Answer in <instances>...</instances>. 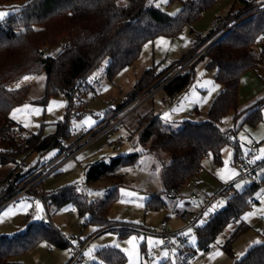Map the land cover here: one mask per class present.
<instances>
[{
  "label": "rangeland",
  "instance_id": "374dc122",
  "mask_svg": "<svg viewBox=\"0 0 264 264\" xmlns=\"http://www.w3.org/2000/svg\"><path fill=\"white\" fill-rule=\"evenodd\" d=\"M120 1L125 2L126 0ZM152 1L170 14H176L182 5L181 0ZM250 1L258 5L263 2V0ZM22 4L23 2L2 3L0 12H7L10 15ZM244 4L245 0H217L206 8L199 18L185 25L178 35L171 37L167 34H160L147 40L136 60L120 69L114 76L108 75L109 57L104 58L89 77L91 79L97 76V79L92 82V87L86 93L78 94L73 99L69 123L70 128L76 132L84 129L88 133L100 126L105 121L103 119L109 110L115 109L128 99L146 69L154 68L157 73H165L153 84L154 87L151 91L139 95L141 99L139 107L127 115L116 128L81 148L57 171L45 176L40 185L33 184L28 193L20 194L15 191L16 188H13L3 195L0 198V203L15 194L18 195V198L10 200L0 209V236L23 231L30 221L44 219L59 229L69 242H78L79 239L89 236L86 241L87 249L83 264L101 262L97 258V252L105 246L116 247L125 255L124 262L114 264H160L164 260H167L168 263H176L183 261L185 254L192 251L195 252L194 255L198 262L192 263L189 258L188 264H232L235 255L232 257L228 254L222 245L237 226V222L228 224L219 233L209 250H203L198 246V237L194 228L188 230L190 238L187 240V248L182 253L183 255L173 249H161V243L156 246L148 243L149 240L162 241L159 232L163 221L168 223L170 229L183 226L186 221L178 211L181 206L176 203L175 198L161 195L163 203H159L158 193L164 188L162 167L170 161V153L164 149L150 150L152 141L141 142L139 138L141 130L138 131L137 127L139 123L145 121V124H142L144 127L149 121L145 115L154 113L164 120L165 129H176L181 126L184 120L201 122L209 118L210 106L223 85L216 80L217 68L209 66L207 57L199 59L192 67L183 70V73L192 70V80L187 88L170 95L164 87H157L163 84L171 73L175 75L186 57L194 53L198 47L195 45L196 41L217 28L205 40L209 41L218 29L226 25H233L234 21L237 24L247 18L249 15L239 19L248 10L244 8ZM230 14H233L231 19L217 27L214 21L217 19L220 24ZM262 40L260 39L256 45L258 50L262 48ZM61 50V45H58L50 52L56 55ZM27 77L30 78L29 80L32 79L27 83L29 85L27 97L24 102L12 109L10 115L27 134L41 133L44 136H50L55 133L57 122L66 117L68 97L65 93H59L49 97L47 103H43L41 99L45 95L46 73L43 72L35 78ZM23 78L13 83L12 86L29 81H25ZM213 86L216 90L209 95V89ZM238 99V112L230 111L219 122L223 130L232 131V141L221 149L220 160L213 153L205 156L199 172L200 180L195 183V190L201 194H212L229 183L232 186L227 189L226 195H220L210 203L208 210L197 220V224H204L213 213L223 208L228 196L242 191L246 186L264 176V106L260 111L261 120L256 123L246 120L248 109L260 99L264 100L263 68L256 67L243 72ZM17 109L21 111L17 112ZM125 136H128L130 140L124 141ZM73 140L74 137L71 135L68 141ZM235 142H238L237 147ZM252 143L257 145L254 160L259 164V167L251 176L238 178L240 170L236 162L237 157L248 152ZM118 144L121 145V150L115 149ZM57 150L49 149L43 154L34 150L29 154L21 155L18 162L21 163L24 160L25 168L35 163L37 165L33 166V173L22 179L17 186L31 185L38 175L40 169L38 166L53 157ZM136 152L139 153V156L134 163L117 166L114 169V175L112 173L111 176L88 181L87 169L90 164L101 159L108 162L113 157ZM257 157H261V159H257ZM225 161L228 163L225 164ZM16 166V163L0 164L1 187L6 188L11 184L7 182V176ZM231 173H235V175H231L229 178ZM236 184H240L241 187L237 189ZM79 185H82V189H79ZM65 186H74L77 193L89 201L105 200L115 191L118 196L109 211V217L126 223L121 224L123 227L136 228L137 230L121 235L118 229L97 230L94 225L85 226V218L79 215L77 207L72 201H64L61 204L50 202L46 204L47 213L42 215L40 211L45 206L42 200L39 202L40 211H32L31 198L33 195L39 192L43 193V191L56 192ZM128 193L132 195H127ZM253 198V205L249 207L243 217L244 219L247 217L245 220L250 228L235 241L233 254L236 244L250 239L264 238V218H261V215L264 216V185L254 192ZM221 201L222 205L219 204ZM206 213L207 215H205ZM133 237L136 238L133 243H128ZM69 246L60 247L43 239L31 250L18 256L17 259L24 264H64L71 255ZM166 252L168 253L167 257L164 255ZM217 252L220 254L216 255Z\"/></svg>",
  "mask_w": 264,
  "mask_h": 264
},
{
  "label": "trees",
  "instance_id": "16d2710c",
  "mask_svg": "<svg viewBox=\"0 0 264 264\" xmlns=\"http://www.w3.org/2000/svg\"><path fill=\"white\" fill-rule=\"evenodd\" d=\"M216 1L181 0L180 10L173 15L157 6L152 0H126L125 2L120 0H0V4L23 2L19 9L0 22V143L3 146L0 149V164L16 163L18 166V158L21 155L29 154L34 150L43 154L49 149H58L53 157L38 166V169H41L51 159L61 154L66 149L64 141L72 135L69 116L73 99L92 87V83H85L82 79L90 77L106 57H109L108 75L114 76L120 69L136 60L147 40L160 34L171 37L178 35L185 25L199 18L202 12ZM262 7L263 5L245 0L244 8L248 10L239 19L249 16L231 27L201 56V58H208L209 66L217 68L215 78L223 85L210 106L207 120L201 122L184 120L176 129H165L164 120L154 113L145 115L149 121L144 127L142 124H145V121L139 123L137 130H141L139 134L141 142L146 143L151 140L150 150L164 149L170 153V161L162 167L164 188L158 193L160 204L163 203L161 195L176 197V193L182 189L184 183L196 171L201 170L206 155L213 153L220 160L221 149L232 141V131L223 130L219 122L230 111L238 112L239 86L243 72L256 68L264 61V10ZM232 15L230 14L220 22V25L228 22ZM216 29L196 41L195 45H201ZM260 39H263L262 48L258 50L256 45ZM67 40L71 41L69 48L62 49L56 55L50 52L52 48ZM44 59L45 62H43ZM46 65L50 66L49 73L45 71ZM43 72L46 73V84L45 95L41 102L47 103L49 97L65 93L68 97L66 117L57 122L56 131L50 136H44L41 133L13 135L12 128L17 122L10 113L15 106L25 101L29 85L9 88L8 84L16 80V82L20 81L18 79L26 74L39 75ZM164 73H157L154 68L146 69L128 99L115 109L109 110L103 120L113 117L119 109L139 95L151 91L153 84ZM172 75L173 73L168 77ZM191 80L192 70H189L186 73L176 74L163 87L168 94L173 95L187 88ZM263 106V99L252 105L248 109L246 120L252 123L261 120L260 111ZM235 146H238V142H235ZM138 156L139 153L136 152L113 157L108 162L103 159L98 160L89 165L87 179L91 181L111 176L112 173L114 175V169L117 166L134 163ZM35 165L37 163L28 168L24 167L21 172H16L17 166L13 168L7 176L11 184L6 188L1 187L0 178V198L12 190L14 185H19L22 179L32 174L34 171L32 168ZM43 179L36 185H40ZM262 185H264V176L246 186L242 191L228 196L225 206L213 213L207 222L194 225L198 246L203 250H209L219 233L228 224L237 222V226L222 245L224 250L233 257L235 241L250 228L243 218L244 214L253 205L254 192ZM36 195L42 196L46 204L72 201L79 215L85 218V226L94 225L97 230L118 229L121 235L137 230L123 227L121 224L126 223L109 217V211L118 196L115 191L102 201H89L78 194L74 186H65L51 193L43 191ZM178 211L182 212L181 209ZM88 237L79 241L86 242ZM43 239L60 247L68 245L71 247L73 244L50 222L32 220L27 223L25 230L0 236V264H24L17 257L31 250ZM259 242L253 244L232 264H264V238ZM194 254L193 251L188 252L184 260L177 264H188L189 258L195 256ZM97 258L101 262L95 261L92 264H114L126 260L122 251L112 246L100 248ZM160 264L169 263L164 260Z\"/></svg>",
  "mask_w": 264,
  "mask_h": 264
},
{
  "label": "built area",
  "instance_id": "2783aa9c",
  "mask_svg": "<svg viewBox=\"0 0 264 264\" xmlns=\"http://www.w3.org/2000/svg\"><path fill=\"white\" fill-rule=\"evenodd\" d=\"M264 10V5L262 7ZM214 23L217 25V27L220 25L219 21L216 19ZM236 23H233V25L225 26L223 28L218 29L215 32V35L213 38L209 41H204L201 45H198V47L194 50V53H191L186 59L184 60L182 66L179 68V70L176 71V74L182 73L183 70H186L187 68L193 66L200 58L201 56L206 52L207 48L213 44L215 41H217L221 36H223L231 27H233ZM71 46V41L67 40L61 44L62 49L69 48ZM257 67H261L264 69V61L259 63ZM173 75L167 79L163 84L158 86L157 88L163 87L173 76ZM97 79V76L94 78H87L82 79L83 82L92 83L94 80ZM140 96L136 99L132 100L130 103L119 109L113 117L109 118L105 122H103L100 126H98L95 130L86 132L84 129L81 131H75L72 129V135L74 137L73 141H64L65 144V150L59 154L58 156L51 159L46 165H44L39 171L38 175L36 177V180L29 186H15V191L19 192L20 194L28 193L30 191V188L33 184H36L38 181L43 179L45 176L49 175L50 173H53L57 171L60 166L66 162L69 158L75 156L78 151L83 148L84 146L91 143L96 138L104 135L108 131H110L113 128H116L119 123L123 121V119L129 115L131 112L136 110L139 105L141 104ZM13 135L16 134L18 136H25L27 133L25 130L18 125L17 123L13 125L12 128ZM130 138L128 136H125L124 141H128ZM3 146L0 143V149H2ZM257 145L256 143H252L250 146V149L248 152L241 154L237 157V166L240 170V175L238 178H244L247 176H251L254 174V172L258 169L259 164L254 160V155L256 152ZM116 150H121V145L115 146ZM25 167V161L22 160L21 163L18 164V168L16 169V172H21L24 170ZM200 171H196L193 176L188 179L182 189L176 193V203L181 206V216L186 221V224L183 227H176L175 229L168 228V223L166 221H163L161 223V230L159 232L162 242L160 244L161 249H173L176 250L178 253L182 254L186 251V244L187 240L190 238V233L188 230L190 228H193L194 225H196L197 220L201 218V216L208 210L210 203L215 199L218 198L220 195H226L227 189L232 186L231 183L225 185L222 189H219L215 191L212 194H201L195 190V183L199 182ZM7 182H10L8 179ZM79 189H82V185L78 186ZM18 195L15 194L11 196L9 199L4 201L3 203H0V209L3 208L7 202H9L12 199H17ZM44 202V208L41 209V214L45 215L47 213L46 209V201L42 198L40 195H33L31 198V209L33 212H37V203L39 204L40 201ZM2 202V201H1ZM40 205V204H39ZM70 258L69 260L64 264H83L84 262V255L87 249V242H73L72 246L70 247ZM197 261V258L195 256L191 257V262L195 263Z\"/></svg>",
  "mask_w": 264,
  "mask_h": 264
},
{
  "label": "crops",
  "instance_id": "0c3cea01",
  "mask_svg": "<svg viewBox=\"0 0 264 264\" xmlns=\"http://www.w3.org/2000/svg\"><path fill=\"white\" fill-rule=\"evenodd\" d=\"M260 5H264V0H263V2L260 4ZM25 76H33L34 78L36 77V76H38V74H36V73H30V74H26V75H24L23 77H25ZM22 77V78H23ZM22 78H20V79H22ZM20 79H18V80H20ZM32 80V79H31ZM31 80H29V81H27V82H25V83H23V84H21L19 87H21V86H23V85H25V84H27V83H29ZM17 81V80H16ZM16 81H13V82H11V83H9L8 84V87L9 88H19V87H16V86H12V84L14 83V82H16ZM130 140V139H129ZM261 218L263 219L264 218V216L263 215H261ZM44 220V219H43ZM42 220V221H43ZM246 221V220H245ZM247 222V221H246ZM184 226V225H183ZM183 226H178V227H183ZM264 232V231H263ZM263 240V238L262 239H260V238H257V239H250V240H247V241H244V242H242V243H240V244H236L235 246H234V257H233V261L235 260V259H239V258H241L246 252H247V250L253 245V244H255L256 243V241H262ZM251 245V246H250ZM242 254V255H241ZM180 255H183V254H180ZM179 260V259H178ZM179 261H177L176 263H169V264H177ZM196 262H198V259H197V261ZM195 262V263H196ZM193 263V262H192ZM233 263V262H232Z\"/></svg>",
  "mask_w": 264,
  "mask_h": 264
},
{
  "label": "snow or ice",
  "instance_id": "6c2138e0",
  "mask_svg": "<svg viewBox=\"0 0 264 264\" xmlns=\"http://www.w3.org/2000/svg\"><path fill=\"white\" fill-rule=\"evenodd\" d=\"M164 2H167V0H164ZM179 11V10H178ZM9 15V13H7V12H0V21H3L4 19H5V17L6 16H8ZM174 15V14H173ZM25 81H27V80H29L30 78L29 77H27V76H25L24 78H23ZM208 83H211V82H208ZM20 85L19 84H17L16 85V87H19ZM202 86H206V85H202ZM216 90V88H215V86H213L212 88H210L209 89V95H211V92H213V91H215ZM53 103H55V102H53ZM175 110V109H174ZM17 112H19V111H21L20 109H17L16 110ZM14 115H15V113H14ZM167 115V114H166ZM257 159H261V157H257ZM225 164H227L228 163V161H225L224 162ZM231 175H235V173H231L230 174V176H229V178H231ZM223 178V177H222ZM236 187H237V189H239L240 187H241V185L240 184H236ZM122 192H123V190H121ZM127 195H132L131 193H128ZM219 204L220 205H222L223 204V202L221 201V202H219ZM22 206H30V205H22ZM37 211H40V205L37 203ZM205 215H207V213L205 214ZM249 215H252V213H249ZM247 217H245V219H246ZM201 223H204V221H201ZM136 238L135 237H133L132 238V240H130V241H128V243H130V244H132L133 243V241L135 240ZM148 243L150 244V245H152V246H156V245H158V244H160V243H163L162 241H151V240H149L148 241ZM193 243H194V238H193ZM217 243H220V241H217ZM256 243H260L259 241H256ZM118 246V245H117ZM251 246V245H250ZM220 253H216V255H219ZM165 257H167V255H168V253L166 252L165 254ZM242 255V254H241Z\"/></svg>",
  "mask_w": 264,
  "mask_h": 264
},
{
  "label": "water",
  "instance_id": "95a60500",
  "mask_svg": "<svg viewBox=\"0 0 264 264\" xmlns=\"http://www.w3.org/2000/svg\"><path fill=\"white\" fill-rule=\"evenodd\" d=\"M46 60L44 59L43 62H45ZM46 73H49L50 72V66L49 65H46ZM44 221V220H43Z\"/></svg>",
  "mask_w": 264,
  "mask_h": 264
}]
</instances>
